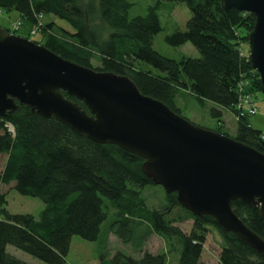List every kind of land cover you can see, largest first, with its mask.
<instances>
[{
  "label": "trees",
  "instance_id": "trees-1",
  "mask_svg": "<svg viewBox=\"0 0 264 264\" xmlns=\"http://www.w3.org/2000/svg\"><path fill=\"white\" fill-rule=\"evenodd\" d=\"M163 1L184 3L190 11L185 29L165 36V42L172 46L189 43L196 50L194 56L175 60L153 49V38L161 31L156 15L160 0L150 5L145 15L134 17L128 16L131 4L125 0H0V10L18 12L22 22L19 30L26 26L30 35L31 27H37L41 33L37 42L66 60L91 68V51H97L100 70L128 75L140 93L178 114L179 93L189 90L199 102L216 105L210 116L221 128L219 108L234 112L241 90L263 92L243 48L254 17L226 9L222 0ZM43 15L61 19L72 31L41 21ZM103 32L107 33L105 39ZM69 99L85 108L76 98ZM220 128L215 131L226 134ZM232 138L264 153V133L252 128L246 118L235 123ZM4 155L0 264H27L8 253L7 245L46 264H65L71 238L96 241L110 209L116 211L117 218L109 226H117L119 238L131 239V218L139 217L176 252L175 264H205L200 259L209 228L222 238L217 264H264L263 255L235 234L225 232L213 217L195 216L181 208L176 194L164 192V204L148 208L142 190L154 184L141 172V158L114 144L79 135L54 117L44 118L22 105L0 116V156ZM11 182L18 194L38 198L44 204L37 216L6 209L1 186ZM231 205L243 223L264 240L258 210L240 200ZM172 210L178 213L167 219ZM187 219L192 221L190 234L173 226L175 221ZM96 259L98 264L167 263L166 254L149 252L138 258L120 251L112 255L97 252Z\"/></svg>",
  "mask_w": 264,
  "mask_h": 264
},
{
  "label": "water",
  "instance_id": "water-1",
  "mask_svg": "<svg viewBox=\"0 0 264 264\" xmlns=\"http://www.w3.org/2000/svg\"><path fill=\"white\" fill-rule=\"evenodd\" d=\"M253 15L248 60L264 93V0H222ZM75 97L81 105L66 97ZM22 105L77 134L140 156L142 169L195 216L209 215L264 256V240L235 214L240 200L264 223V153L189 122L133 81L66 60L0 27V116Z\"/></svg>",
  "mask_w": 264,
  "mask_h": 264
},
{
  "label": "rangeland",
  "instance_id": "rangeland-1",
  "mask_svg": "<svg viewBox=\"0 0 264 264\" xmlns=\"http://www.w3.org/2000/svg\"><path fill=\"white\" fill-rule=\"evenodd\" d=\"M86 1V0H85ZM132 6L128 11L129 17L145 15L148 12V7L155 4L158 0H125ZM157 15L161 24V31L158 32L152 42V47L155 51L163 56L179 60L183 57H192L195 55L196 50L189 43L180 46H172L165 42V36L172 34L176 30H184L187 20L191 14L184 3H175L170 1L160 0L159 7L157 8ZM41 21H51L58 26H64L66 29L71 30L70 26L58 19L53 15H43ZM22 24L19 14L16 11H1L0 10V27L10 30L16 34H25L30 40L40 41V31L35 35H27L25 27L19 30ZM38 30V29H37ZM248 35V34H247ZM247 40V37H246ZM245 40V41H246ZM244 52L248 53L247 44H243ZM95 66V64H93ZM252 97L256 107L255 115L249 114L247 118L251 127L264 133V94L261 91H253ZM180 114L187 118L189 121L206 129L220 128L216 124V120L210 116V109L216 107L215 104L209 101L199 102L188 90H182L177 99ZM218 107V106H217ZM222 110L223 123L221 124V131L229 136L235 134L236 119L241 117L238 109L234 112L230 110ZM5 161V155L0 156V171ZM14 182L10 185L1 186V191L5 196L6 209L13 214L30 213L35 216L43 209L44 204L35 197L22 196L18 194L13 188ZM11 186V187H10ZM142 196L146 200L148 208H160L165 202L164 191L159 186L149 185L142 190ZM181 208H183L180 205ZM184 209V208H183ZM107 219L101 225L99 237L94 242H89L81 239L78 236L71 238L70 249L65 258V264H98L96 259L97 252H103L107 255H112L116 251H120L131 255L134 258L140 257L145 252L157 255L166 254L167 263L175 264L177 255L176 252L169 249L168 242L164 237L155 234L146 222L140 221L138 218H131L132 228L131 239L125 241L118 237L116 234L117 226L110 228L109 224L114 221L116 217L115 210H109ZM178 210H172L166 217L167 219L173 218ZM181 213V212H180ZM181 215V214H180ZM173 226L179 228L183 233L190 234L192 229V221L187 219L182 222H174ZM222 238L214 228H209L203 243L202 255L200 262L205 264H217L218 256ZM177 248V247H176ZM6 250L8 253L17 259L26 262L27 264H46L29 254L11 246L7 245Z\"/></svg>",
  "mask_w": 264,
  "mask_h": 264
},
{
  "label": "bare ground",
  "instance_id": "bare-ground-1",
  "mask_svg": "<svg viewBox=\"0 0 264 264\" xmlns=\"http://www.w3.org/2000/svg\"><path fill=\"white\" fill-rule=\"evenodd\" d=\"M132 5H130V7H131ZM156 15H157V10H156ZM157 17H158V15H157ZM158 20H159V18H158ZM159 23H160V21H159ZM161 25V24H160ZM107 37V33L106 32H103V38L105 39ZM92 52V54H93V56H92V58H91V63L92 64H95V66H93V70L94 71H96V72H101V73H109V74H111V75H114V76H120V77H123V78H127L128 80H131L132 81V79L128 76V75H125V74H118V73H115V72H113V71H103V70H100L99 68L101 67V61H100V54L97 52V51H95V50H92L91 51ZM77 64V63H76ZM79 65V64H78ZM135 84V83H134ZM136 85V84H135ZM137 87V86H136ZM138 89V88H137ZM189 89V88H188ZM138 91H139V89H138ZM189 91V90H188ZM140 92V91H139ZM190 92V91H189ZM191 93V92H190ZM142 94V93H141ZM143 95V94H142ZM145 96H147V95H145ZM148 97H150V96H148ZM150 98H152V97H150ZM154 99V98H153ZM156 100V99H155ZM79 104V103H78ZM80 105V104H79ZM82 107V106H81ZM217 108H219V107H217ZM87 110L86 109V107L85 108H83L82 107V110ZM219 109H222V108H219ZM224 110H228V109H224ZM255 111H256V109H255ZM231 112V111H230ZM242 118V116L241 117H239V118H237L236 119V121H238L239 119H241ZM8 123H5V125H7ZM227 137H229V138H231L232 139V137L233 136H229V135H227V134H225ZM235 135V134H234ZM115 145V144H114ZM117 147H119L118 145H116ZM119 148H121V147H119ZM122 149V148H121ZM124 150V149H123ZM126 151V150H125ZM129 152V151H128ZM131 153V152H130ZM133 154V153H132ZM133 155H135V156H137V157H139L140 158V156H138V155H136V154H133ZM142 159V158H141ZM143 162H144V160L142 159V162H141V165H140V169H141V172L147 177V175L144 173V171H143V169H142V164H143ZM149 178V177H148ZM150 179V178H149ZM152 181V180H151ZM154 184V183H153ZM154 185H156V186H159V187H161L162 189H163V191L166 193V194H176V191H174V190H171V191H168V192H166V189L164 188V185H162L161 183L160 184H154ZM176 201H177V196H176ZM177 203H178V205H180L179 204V202L177 201ZM258 210V209H257Z\"/></svg>",
  "mask_w": 264,
  "mask_h": 264
}]
</instances>
